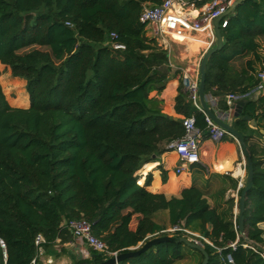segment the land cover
Returning <instances> with one entry per match:
<instances>
[{
  "label": "trees",
  "instance_id": "16d2710c",
  "mask_svg": "<svg viewBox=\"0 0 264 264\" xmlns=\"http://www.w3.org/2000/svg\"><path fill=\"white\" fill-rule=\"evenodd\" d=\"M162 1L0 0V62L26 80L30 98L28 108L12 106L1 85L8 81L0 76V237L7 251L5 259L0 244V264H30L39 233L47 239L45 247L73 240L65 224L82 217L112 251L128 252L168 235L161 232L167 227L157 220L160 211L168 212L171 225L183 224L222 249L203 241L208 264H227L228 252L236 264H264V148L256 138L264 137V92L248 96L232 123L254 165L245 199L247 239L239 233L234 199L219 211L195 185L168 197L153 189L151 172L143 177V169L185 133L183 119L165 113L163 99L151 95L164 90L173 69L140 15L146 3ZM221 30L224 46L207 61L205 94L217 96L220 111H229L227 93L244 95L264 83L257 67L264 64L259 51L264 0H243ZM113 42L126 48L116 49ZM33 46L46 49L20 52ZM249 54L244 66L235 65ZM178 91L176 112L194 115L206 132L205 114L182 81ZM26 102L27 95L13 100ZM161 174L167 182L168 171L162 168ZM238 237L233 249L230 243ZM248 239L258 251L244 245ZM182 246L159 242L119 264H173L183 258ZM103 259L99 254L95 261Z\"/></svg>",
  "mask_w": 264,
  "mask_h": 264
},
{
  "label": "crops",
  "instance_id": "0c3cea01",
  "mask_svg": "<svg viewBox=\"0 0 264 264\" xmlns=\"http://www.w3.org/2000/svg\"><path fill=\"white\" fill-rule=\"evenodd\" d=\"M192 1L197 8H200L204 4L209 2V0ZM179 28L190 31V26L187 23H180L178 25V29ZM175 43H181L184 52H181V54L175 55V57H173L172 51L174 50ZM216 43L217 35L215 32V26L213 27L212 25L207 26L204 30L188 32L186 35H174V37L172 36V57L170 55L169 65L170 62L174 65H170L173 69V73L171 74L169 80L166 83V87L161 93H158L157 90L151 92L152 96H158L163 99V111L165 113L176 118L183 117L181 114H178L175 109L176 97L179 93L178 89L182 81L183 71L188 67L190 71H192L198 65H200L202 56L205 51L215 46ZM248 58L249 57L247 56V59ZM257 67L258 71L262 70V67L259 66V64H257ZM8 69L11 72V68L9 66ZM14 77L22 80L26 84V80L24 78L18 76ZM263 92L264 89L256 90L254 92V95L257 96ZM226 95L224 97H226ZM27 96V104L25 105L12 103L11 101H9V103L14 107L28 108L30 106V98L28 92ZM210 96L212 95L206 94L207 103L209 104L211 109L215 110L214 112L217 115L224 117L225 120L232 124L235 120L234 107H231L229 111H220L217 105H214L210 102ZM260 131L264 133L262 131V128L260 129ZM261 143V146H263L264 148V141ZM199 153L200 162L193 164L190 170H186L181 174H177V177L180 178V180L179 182H173V185L170 176L172 172H175L177 166L179 165L178 155L174 151L165 152L164 154L160 155L158 160L150 162L143 169V177L145 178L146 175L151 172L153 174V189H163L168 197L180 196V191L183 187L195 185L203 191L211 207H216L219 211L223 210L227 206L228 200L234 199L235 205L233 210L236 215L235 207L236 204L238 205L240 197L239 194H236L240 181L239 175L241 173L238 172L240 169H243V158L241 156L239 144L231 136H226L218 141L214 140L208 135V132L206 131L202 134L199 145ZM222 166L225 167V169H223ZM162 168L167 170L168 174H170V176L168 175L167 182H163L162 180ZM185 172H187V176L183 177ZM246 176L247 167L244 178L245 180ZM144 178L142 179V181H144ZM172 188H177V190H172ZM263 223H261L260 225H262ZM92 251L93 250L80 238H76L73 236V240L65 243L60 242L59 239L53 244V246L45 247V252L39 257V264H73L77 259L85 260V263H98L97 261H95L96 258L92 257V255L94 254ZM80 255H83L82 259H80ZM87 259H90V261L88 262Z\"/></svg>",
  "mask_w": 264,
  "mask_h": 264
},
{
  "label": "built area",
  "instance_id": "2783aa9c",
  "mask_svg": "<svg viewBox=\"0 0 264 264\" xmlns=\"http://www.w3.org/2000/svg\"><path fill=\"white\" fill-rule=\"evenodd\" d=\"M235 0H209L208 3L204 4L202 7L197 8L192 0H163L161 3H146L143 7L142 13L140 15V20L146 25V30L149 36L157 39L161 48L168 52V56L171 55V39L174 35H186L188 32L200 31L206 29L207 26L214 27V19L227 13L229 7ZM180 23H187L190 26V31L183 28L178 29ZM228 23V15L223 16L220 20V27H226ZM112 36L116 37L115 33ZM113 46L116 49H125L126 46L120 42H113ZM171 66H174L170 62ZM200 72L199 65L192 71L189 67L183 71L182 82L189 93L190 99L193 104L201 110L206 117L208 123L207 132L208 135L214 140H221L226 136H231L237 141L240 146L241 156L243 158V171L240 173V181L236 194H239L240 188L245 185V174H246V158L242 150V146L232 133L227 129L217 124L213 119H211L206 111L203 109L200 101L199 95V84H200ZM258 77L261 81H264V69H262ZM264 83H260L256 89L252 92L240 95L230 92L226 95L225 99L229 106L233 107L237 100L247 98L253 95L256 90H263ZM209 100L212 104L217 105L218 97L210 96ZM224 120L225 118L222 117ZM183 125L185 128V133L172 140L168 144V149L174 151L178 155L179 165L177 166L176 173L181 174L186 170H190L191 166L195 163L200 162L199 145L202 138L203 130L200 129L196 124V118L194 115L182 117ZM237 215V204L235 208ZM235 215V216H236ZM73 236L80 238L84 241L93 251L99 253L104 257V259L111 258L118 255V251H112L106 241L99 238L93 230V223L87 218L72 219L65 224ZM237 228V225H236ZM161 232L168 233V235H178L182 234L187 237L190 241L203 245V241L215 247L219 252L222 250L220 247L214 245V243L207 237L201 235L198 232L192 231L183 224L170 225ZM239 241V237L234 242L230 243L233 249H236ZM248 243L244 244L249 246L254 250H257L253 245L255 244L251 240H247ZM35 246L37 252L35 256L31 259L30 264H39V257L45 252V244L47 243L46 237L39 233L35 237ZM0 244L3 248L4 258H7L6 243L0 237ZM257 245V244H256ZM259 246V245H257ZM258 251V250H257ZM264 257V251L261 253ZM223 261L227 264H236L233 255L228 252L223 257Z\"/></svg>",
  "mask_w": 264,
  "mask_h": 264
},
{
  "label": "water",
  "instance_id": "95a60500",
  "mask_svg": "<svg viewBox=\"0 0 264 264\" xmlns=\"http://www.w3.org/2000/svg\"><path fill=\"white\" fill-rule=\"evenodd\" d=\"M242 1L243 0H235L232 3V5L229 7L227 13H225L224 15L219 16V17L214 19L215 32L217 35V44L215 46L209 48L208 50H206L202 56V59H201L200 65H199V72H200L199 95H200L201 105H202L203 109L206 111V113L208 114V116L211 119H213L217 124L224 127L225 129H227L236 138H238V140L242 146L243 153H244L245 158H246L247 178H246V183L241 190V194L239 197V203H238V207H239V219H238L239 233L243 237L246 238L247 235H246L245 227H244V219H245L244 211H245V199H246L247 192L250 190V188L253 186V183H254V165H253L252 156H251L249 149H248V146L244 140L243 134L239 130H237L231 123L224 120L221 116L217 115L211 109V107L207 103V98H206V94H205L207 61L209 60V58L214 53L221 50L224 46V37H223L222 30L220 27V20L223 16H227L230 13H232L234 11V9L236 8V6L238 4H240ZM250 98L252 99L253 96L251 95ZM247 101H248L247 98H243V99L236 101L235 105L233 106L235 109L234 115L236 117H239L241 115V113L243 111V106ZM243 119L249 121V124L254 128H256L258 125L257 121L255 119H253L250 115H244ZM262 131L264 132L263 129H262ZM163 241H173V242H177V243H181V242L185 243V244L189 245L190 247L198 249L199 251L202 252V254L204 255V259H203L201 264H208V262H209L210 255L203 245L194 243L183 235L182 236L161 235V236L151 238L150 240L146 241L145 243H142L141 245H139L135 248H132L128 252L119 253L116 256H113V257L108 258V259H103V260H101L95 264H119L125 258L137 257L140 254H142L143 252L147 251L153 245H155L159 242H163ZM98 255H99V253H94L92 255V257L97 258ZM79 257H80V259H82L83 255H80ZM83 264H91V263H83Z\"/></svg>",
  "mask_w": 264,
  "mask_h": 264
},
{
  "label": "rangeland",
  "instance_id": "374dc122",
  "mask_svg": "<svg viewBox=\"0 0 264 264\" xmlns=\"http://www.w3.org/2000/svg\"><path fill=\"white\" fill-rule=\"evenodd\" d=\"M230 15H231V13L228 16H230ZM259 42H260L259 51H260V53L262 55V59H263V62H264V36L259 38ZM33 48L46 49L45 47L33 46V47H30V48L21 50L20 52H25V51L33 49ZM181 52H184L182 44L181 43H175L174 50L172 51L173 57H175V55L181 54ZM172 55H171V57H172ZM183 55H185V54H183ZM251 55L252 54H249L248 57L249 58L252 57ZM188 58H189V56H188ZM246 60H247V57L246 58H239V59L236 60L235 65L237 67H242V66L245 65ZM258 64H259V66L262 67V69H264V64H262V63H258ZM0 76H4L7 79V81H8V85L7 84L6 85L1 84L2 88H3V91L6 94V97H7L8 101H11L13 103V100L17 99L18 96L21 97V98L26 99V95H27L26 87H25L26 84L22 80H19L18 78H15L12 75V73L8 69V65L6 66V64H3V63L0 64ZM27 98H28V96H27ZM16 104H18V103H16ZM26 104H27V102H26ZM21 105H25V104H21ZM257 141H258L259 147H261V145H262L261 142L264 141V138H260V137L258 138L257 137ZM159 157L160 156H158L153 161L158 160ZM222 168L225 169V167H223V166H222ZM174 173L172 172L171 176H170V174H168L170 176V179L172 180V185H173V182L174 183L175 182H179V180H180V178L177 177L178 175L176 173V170H175ZM186 173L187 172H185V174L183 173L184 174L183 177L187 176ZM246 178H247V176H246ZM245 183H246V180H245ZM172 190H177V188H172ZM237 213H239L238 205H237ZM157 220L159 222H161L163 225H165L166 227H169L171 225L170 222H169L168 212L167 211L158 212ZM261 227L264 229V223L261 225ZM139 245H141V244H139ZM182 247H183V253H184L183 258L175 260L173 264H200V263H202L203 256H202L201 251H199L198 249H195L193 247H190L189 245H187L185 243H183Z\"/></svg>",
  "mask_w": 264,
  "mask_h": 264
},
{
  "label": "bare ground",
  "instance_id": "6f19581e",
  "mask_svg": "<svg viewBox=\"0 0 264 264\" xmlns=\"http://www.w3.org/2000/svg\"><path fill=\"white\" fill-rule=\"evenodd\" d=\"M240 172L243 173L244 171L240 169L238 173H240Z\"/></svg>",
  "mask_w": 264,
  "mask_h": 264
}]
</instances>
